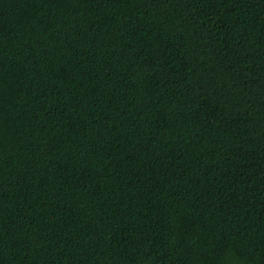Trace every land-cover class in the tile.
I'll use <instances>...</instances> for the list:
<instances>
[{
    "label": "trees",
    "instance_id": "obj_1",
    "mask_svg": "<svg viewBox=\"0 0 264 264\" xmlns=\"http://www.w3.org/2000/svg\"><path fill=\"white\" fill-rule=\"evenodd\" d=\"M0 264H264V0H0Z\"/></svg>",
    "mask_w": 264,
    "mask_h": 264
}]
</instances>
